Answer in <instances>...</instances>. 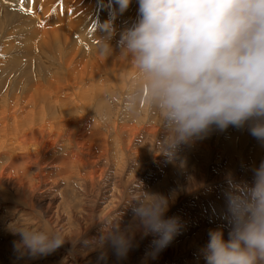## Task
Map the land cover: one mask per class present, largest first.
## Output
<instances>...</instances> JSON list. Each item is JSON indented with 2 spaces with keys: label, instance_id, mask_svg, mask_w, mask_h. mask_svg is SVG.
<instances>
[{
  "label": "rangeland",
  "instance_id": "rangeland-1",
  "mask_svg": "<svg viewBox=\"0 0 264 264\" xmlns=\"http://www.w3.org/2000/svg\"><path fill=\"white\" fill-rule=\"evenodd\" d=\"M11 1L0 0V17L3 16V14H11L12 16L21 17L22 21L20 22V25L25 24L23 27L26 31L17 33V28V30H13V33L18 34L19 36L14 35L13 37L5 40H8L15 47H31L34 50L32 51L33 56H37V51L34 46L38 43L41 52L44 53L43 59L49 64L51 63L50 65H53L52 73L54 76V82L59 83L61 86H63L64 84L70 83L73 80L72 76L75 72L72 71L71 67L76 61V56L71 52H67L64 57H60L58 54H52L49 50L47 42L40 39L38 40V36L35 37L37 33L39 36H42L43 32L45 31L48 33H53L54 30L60 31L58 34H52L49 36V40L51 41V43L56 44L57 42L58 48H65L72 44L74 50L76 49V51L81 52L84 61V63H82V67L84 66L89 71L95 70L92 60L99 59L98 55L95 53V50H97L99 44L98 36L103 37L105 35L104 32L100 31L97 26L99 24H103V21H107L112 18L111 13L116 7L114 4V0H80V3L79 0H66V3L68 5L65 3V0H41L42 2L40 0H38L39 2L37 0H34L37 1L35 3L33 0ZM13 1L18 2L17 4H20L21 6L29 7V10L34 9L35 7H39L41 11L39 13V17L38 15H36V13L31 14L33 13L32 10H30L31 13L29 14H27L26 12H22L18 15V12L23 11L22 7L18 5L17 8H15L17 4H15ZM44 1L47 2L46 5ZM28 2L30 4H28ZM23 3L25 5H23ZM6 4H8V6ZM131 4L134 5L132 6L133 8L131 7V5L129 6V8L132 9L128 8V10L125 12V15L124 13L118 15L113 21L114 27L117 30V34L111 41L113 46L116 45L119 39L118 33L122 30V28H125L127 25L129 26V24L132 23L136 18V0H132ZM90 5H93L94 9H91L92 7L89 9L88 7ZM80 6H87L88 10L87 8H84L85 10L82 9L79 11V8H82ZM82 11H84L83 16L89 14L88 17L85 16L87 19L84 17L83 20L79 16L81 14L80 12ZM85 11H87L88 13ZM133 11L135 12V14ZM48 12L49 14H53L49 15ZM59 12L60 17L62 18H64L62 15L67 16L69 13H71V15L69 14V16L74 19V23L76 20L79 25L78 28L75 29L76 31L71 30L64 21L59 20L60 17L57 20ZM42 18L45 20H43ZM80 19H82V21ZM28 20H30V22ZM38 20H43L46 22V24L47 22L48 24L51 23L50 25L52 26L50 28L45 27L42 29H38L39 26H42L41 22ZM78 20H80V24ZM35 22L37 23L35 24ZM55 23L57 26L55 25ZM53 26L55 28H52ZM28 32L29 34H27ZM76 32H78V34H76ZM23 33H25V35ZM1 37L0 47L6 46V42L3 39L4 35H2ZM34 37L37 40H35V43H32L31 41L35 39ZM88 38H90V40ZM81 40L83 41L82 44ZM85 41L88 44H85ZM89 43H92L91 46ZM87 45L88 47H86ZM84 46L86 47V49ZM113 48L115 50L113 53V57L115 59H113L112 62H114V60H120L119 63L121 65V59H125L118 56L119 49H116L118 47L115 46ZM2 49H0V62H2L0 64V72L2 71V68L5 69L6 66L9 65L7 63V60L12 59L11 55H16V52L14 51L12 53L10 52V54H6V57L4 53L5 49ZM84 53H86L85 56ZM2 55H4V58L2 57ZM38 62L37 64L40 66V63ZM125 62L128 65L130 64L127 60H125ZM102 65L105 66L104 63ZM108 66L109 68H112L111 65L108 64ZM42 68L44 69L45 66H42ZM80 70L81 66H77L75 68L76 72H79ZM44 71H49V66H47V69ZM126 72L129 74L130 69L126 70ZM1 73L0 76L4 75V73ZM43 73H45L46 75H44L45 78L49 76L47 72L43 71L41 74L42 76ZM119 74L120 73L116 74V76H118ZM116 76L112 77L111 79H119V76L117 78ZM134 76L135 70L130 75H127V84H129L127 86H130V93L131 90L134 93L132 92V94H130L126 88L127 92L124 89V96H116L113 101L111 98L114 96H110V102L112 101L111 103H105L104 98H107L109 95L101 97L98 104H101L100 106H104L105 108L101 107L102 109L99 111L97 119L95 117V120H93L96 123L98 122L97 124L100 125V128L103 131H107L108 133H110L112 139L113 136L115 137L116 130V127H113V123L118 112H122L124 115V117L123 115L122 117H120V122L126 121L127 124L125 123L123 126H127V128L129 127L128 129L124 127L125 129H123V134H125L127 131H130L132 127H142L148 125V127L151 129L153 128V130H149L147 135L142 136V138L140 139L142 145L135 144V146L133 147L129 146L130 148H128L127 146V150L123 156L120 154V151L115 149V147L108 146L109 148H112L111 155L105 157L99 162L98 165L100 172H97V176L94 175L95 177L93 178L84 176V172L80 171L82 170L81 168L80 170H78L77 168L76 170H74L73 168L58 167L54 170H50V167L47 168V165L44 169V172L48 173L50 171H54L55 175L53 176L52 174V177L54 178L51 181L53 182L49 183L48 181H46L45 185L43 184L42 190H20L17 188L14 180L10 176L3 177V175L1 176L0 174V178H5L4 180L2 178L0 179V183L2 182L3 184H1L0 186V264H69V262H67L68 257L75 259L76 262L73 263L76 264H204L199 250L203 248L208 241V231L210 229L223 228L225 230V238H227V223L223 219L225 210V200L223 192L227 187L225 178L230 174L236 181L250 180V169L252 167L258 166L260 161L264 160V148L260 143H258L253 137L249 135L246 127L242 129L229 127L223 132L214 129L203 139H198L188 144L179 145L175 151L174 156L169 159L161 153L163 149L162 144L159 141V137L162 133L160 116L155 110L149 107L146 102L137 97V85L134 86ZM22 78H25V75ZM2 94L0 93V95ZM82 95H80V98H82ZM118 99L120 100L119 103ZM15 104L17 106H23L22 102L14 101V105ZM147 106L149 107V109H147ZM108 111L110 113H108ZM71 112L72 115L75 114L74 109H72ZM100 113H102V115ZM53 114L55 116L56 113L53 112ZM129 115L131 116L129 117ZM34 116L38 117L39 115L35 114ZM54 116L52 115L50 116V118ZM10 118H12V120ZM10 118L8 119V121H4V125L7 122H9L10 124L8 123V125L6 124L3 127L2 124L5 118L0 117V122L2 123H0V131H3L0 132L1 134H3H0V153L5 151V149L1 150V146L5 147L7 146V144L11 143L8 138L16 139V131H22L23 129L26 130L25 127H30L33 123V125H35L37 123L35 121L40 122V119H36L30 125L27 123L28 121L24 119L20 120L17 116L15 118L11 116ZM129 119H131V121ZM60 120L61 118L57 117L55 123H59ZM94 121L92 122L94 123ZM9 125L11 127L18 128H15V131L14 128H9ZM7 127L12 130L11 133L13 134L9 133L10 130L8 131ZM4 131H8V133H4ZM144 131L145 130H142L141 133H143ZM14 132L16 134V137ZM7 134L8 136L10 134L12 136L10 135L8 137ZM4 135H6L5 138ZM249 140H252L251 143ZM253 140L255 141L253 142ZM236 143H238V146H236ZM8 149L9 148H6V150ZM143 150L146 151L144 152ZM24 160L27 159L24 158ZM104 161L105 164H103ZM18 166L26 167L24 163H21ZM86 170L88 169L86 168ZM99 174H102V177L101 175L99 176ZM200 175H205L206 179H203ZM214 177L216 179L213 180ZM12 182H14V186H12ZM45 187H53V191H55L52 194L53 200H55V204L48 208V212H51L49 215L50 217L48 216V214H45V212H42V210H45L46 204H48V202L44 201L42 197L44 195L43 191L44 189H46ZM10 191L13 193H11ZM143 191L147 193L161 194L166 197H174L173 202L170 203V207L166 214V217L177 218L181 225L179 233L174 237L172 242L155 256L149 255V253L151 252L152 241L156 237L149 235L141 238L139 231H136L132 221L133 214L131 212V206L135 204V201L132 200L142 197L144 195ZM109 192L111 193L109 194ZM43 202H46V204H43ZM19 204H22L24 207H26V209H20ZM29 205H33L32 207L37 210V212L33 213L32 211H29L27 209ZM214 207L218 209V213L215 211ZM22 212H24L25 214H23ZM117 212L122 213L119 220L120 227L128 228L129 230H131L134 233L135 240L137 242V246L130 250L127 257L123 260H118L112 253L111 249L107 246H105L104 249H100L98 247L99 238L104 231V225L102 221L113 218ZM36 214H42L43 216H39ZM45 219H50L52 232H62L64 234V236L67 238L66 242L56 251L46 256L31 257L27 254L20 255L18 252H16L13 247V242L19 240V236L14 235L12 229H16L22 226H35L36 228L38 226L42 229L44 227L42 224H44L45 222H43V220ZM45 230L48 231V229ZM65 244L69 245L68 249ZM66 250L69 251L67 252ZM102 251L105 253L103 257L101 256ZM68 254H71V256H69Z\"/></svg>",
  "mask_w": 264,
  "mask_h": 264
},
{
  "label": "clouds",
  "instance_id": "clouds-1",
  "mask_svg": "<svg viewBox=\"0 0 264 264\" xmlns=\"http://www.w3.org/2000/svg\"><path fill=\"white\" fill-rule=\"evenodd\" d=\"M132 0H114L111 19L97 27L98 54L113 56V21ZM137 15L119 32V57L135 69L137 97L160 116L162 154L171 159L181 144L229 127L247 129L264 146V0H136ZM251 179L225 178L227 238L210 229L199 250L204 264H264V160ZM131 206L141 238L152 235L149 255L164 250L180 223L166 217L174 197L147 193ZM130 203V202H129ZM122 213L102 221L98 247L118 260L137 246L134 233L121 228ZM20 255L46 256L67 240L62 232L22 226L12 229ZM105 253L102 251L101 256Z\"/></svg>",
  "mask_w": 264,
  "mask_h": 264
},
{
  "label": "bare ground",
  "instance_id": "bare-ground-1",
  "mask_svg": "<svg viewBox=\"0 0 264 264\" xmlns=\"http://www.w3.org/2000/svg\"><path fill=\"white\" fill-rule=\"evenodd\" d=\"M37 1H34V3L37 2ZM67 1L65 0V3ZM13 2L15 4L18 3V2H15V1H13ZM29 2H28V4H30ZM46 3L47 2H45V5H46ZM79 3H80V0H79ZM2 4H3V2H2ZM6 5L8 6V4H6ZM18 5H20V4H17L15 8H17ZM23 5H25V4L23 3ZM93 5H94V3H93ZM93 5L92 6L90 5L88 8L90 9L92 7L91 9H94ZM132 6H134V5L131 4V7ZM20 7H22L23 11L18 12V15L20 13H22V12H26L27 14H29V13H31L30 10H32L33 13H31V14H35L36 13V15H38V17H39V13L41 12L39 7H35V8L33 7L34 9H30V10H29V7H25V6H21V5H20ZM80 7H82V6H80ZM102 7H104V6H102ZM84 8H87V6H83L82 8H79V11L82 10V9L85 10ZM88 8H87V10H88ZM132 8H129V9H132ZM75 10H76V8H75ZM49 12H48V14H49ZM85 12H87V11H85ZM80 13L81 14L79 16L83 20H84L85 16L88 17V15H89V14L88 15L86 14L85 16H83L84 15V11H82ZM128 13H129V11H128ZM52 14H49V15H52ZM69 14L71 15V13H69ZM69 14L67 16L62 15L64 17V18H62V17H60V12H59V14H58L59 16H58L57 20L60 17L59 20L64 21L65 24L68 27H70L71 30H75V29L78 28L79 25L76 22V20H75V23H74V19L72 17H70ZM134 14H135V12H134ZM124 15H125V13H124ZM25 17H24V19H25ZM82 19H80V20L82 21ZM43 20H45V19H43ZM43 20H38L42 24V26L38 25L39 26L38 29H42V28H45V27L46 28H50L52 26V25H50L51 24L50 22H49L50 24H48V22L46 24V22L43 21ZM50 20H52V19H50ZM80 20H78V22ZM21 21H22L21 17L12 16L11 14H3V16L0 17V38H2L1 37L2 35H4L3 39L5 40V39H9V38L13 37L14 35L15 36L18 35V34H14L13 33V30H17V28H18V32L17 33L25 32L26 30L23 27L25 24L24 25L23 24L20 25ZM28 21L30 22V20H28ZM40 22H39V24H40ZM58 22H60V21H58ZM103 22H105V21H103ZM36 23L37 22H35V24ZM79 24H80V22H79ZM31 25H32V23H31ZM55 25H56V23H55ZM25 28H27V27H25ZM52 28H55V27L53 26ZM59 32L60 31H58V30H54L53 33H51V32L48 33V32L45 31V32H43L42 36H39L38 33H37V35H35V37L38 36V38H37L38 40L40 39V40L46 41L47 44H48L49 50H50V52L52 54H58L60 57H64L67 52H71V53H73L76 56V61L74 62V64L71 67L72 71L75 72L73 74V76H72V79L74 81L72 80L70 83H66L63 86H61L59 83H56V82L53 81V79H54V76H53V73H52V66L53 65H50L51 63L49 64L48 62H46L43 59L44 58V55H43L44 53L41 52L40 47H39L37 42H36L37 44H35V46H34L36 48V51H37V56H33L32 51H34V50L31 47H24V48L20 47V46H16L15 47L8 40H5L6 46L0 47V49H2V48L5 49L4 50L5 55L6 54H10V52L11 53L14 52V51L16 52L15 56L11 55V58H12L11 60L10 59H8V60L6 59L7 63L9 65H7L5 69L2 68V71H1L2 73H4V75L0 76V88H1V92L0 93L1 94L3 93L2 95H0L1 96L0 97V101H1L0 102V117L1 118H5V119L3 120V124L1 122L0 123L3 125V127L6 124L8 125L9 122H7L4 125V121H8V119L11 116L14 117V118L17 116L20 120L24 119V120L28 121L27 123L30 124V125L36 119H38V120L40 119V122L35 121L37 123L35 125H33L34 124L33 123L32 124L33 126L31 125L32 127L31 126L28 127V126H26L24 124L26 126L25 127L26 130L23 129L22 131L19 130V129H18L19 131H16V129L18 127H11L9 125L10 126L9 128H14V130L16 131L17 137H16V134L14 132L16 139L8 138L9 141L12 144L11 143L7 144V146H5V147L3 146L4 148L1 146V150L5 149V151L0 153V165H1L0 166V174H1V176L3 175V177H5V176L9 177L10 176L14 180L15 185L17 186V188L20 189V190H23V189H33V190H36V191L39 190V189L42 190L43 184L45 185L46 181H48L49 183L53 182L51 180H53V178H54V177H52V174H53V176L55 175L54 171L53 172L50 171L48 173L44 172V169H45V167L47 165H48L47 168L50 167V170L51 169L54 170V169H56L58 167L73 168L74 170H76V168L78 170H80V168H81L82 170H80V171L84 172V174H85L84 176L89 177V178H93V177H95L94 175L97 176V172H100L99 165H98L99 162L101 160H103L105 157L111 155L112 148H109L108 146L115 147V149L120 151V154L123 156L124 153L127 150L126 149L127 146H128V148H130L129 146L133 147V146H135V144L142 145V142L140 141L142 136L143 135H147L149 130H153V128L151 129L147 125V126H142V127H132L130 131H127L125 134H123V129H125L124 127L127 128V126H123V125L125 123L127 124V122L126 121H122V120H121L122 122H120V117H122V115H123L122 112H118L117 113L115 121L113 123V127H116L115 137L113 136V139L111 138L110 133H108L107 131H103L100 128V125L97 124L98 122L96 123L94 121L95 117L97 119V115H98L99 111L102 108H105L104 106H100L101 104L100 105L98 104L99 100L101 99V97L109 95L107 98H104V99H105V103H107V102L111 103L113 101V99L116 98V96L117 97L118 96H124V89L126 90V88L129 91V93H130V89H129L130 86L129 87L127 86V85H129V84H127V75H130L131 73H133L135 69L131 66V64H129V65L126 64L125 60H123V59H121V65H120V63H119L120 60L119 61L114 60V62H112L113 59H115L113 56H111V57L106 59L104 56L99 55L98 51L95 50V53L98 55L99 59L98 60H92L93 67H94L95 70L89 71L84 66L82 67V65H83L82 63H84V61H83L81 52L80 51H76V49L74 50L72 44L70 46L65 47V48H58L57 42H56V44L51 43V41L49 40V36L52 35V34H58ZM23 34L25 35V33H23ZM27 34H29V32ZM76 34H78V32H76ZM84 35H85V33H84ZM84 35H83V37H84ZM93 37H94V35H93ZM37 39L35 38L31 42L35 43V40H37ZM88 39L90 40V38H88ZM82 42L83 41L81 40V44H82ZM86 43L87 42L85 41V44ZM91 44H90V46H91ZM115 46H113V47H115ZM86 47H88V45ZM86 47H85V49H86ZM92 48H93V46H92ZM116 49H118V48H116ZM74 51H76V52H74ZM85 54L86 53H84V56H85ZM2 57L4 58V55H2ZM6 57H7V55H6ZM8 57H10V56H8ZM96 58H97V56H96ZM121 58H123V57H121ZM38 61H40V62H38ZM37 62L40 63V66L37 64ZM1 63L2 62H0V64ZM103 63L105 64V66L102 65ZM41 64H42L43 67L45 66L44 69L42 68ZM108 64L111 65L112 68L111 67L109 68ZM85 65H87V64H85ZM47 66H49V71H44V70L47 69ZM77 66H81V70L79 72L75 71V68ZM1 67H3V66H1ZM128 69H130L129 74L126 72V70H128ZM42 71L43 72H47L49 74V76H47L45 78L46 75H45V73H43V76L45 75L43 77L41 75ZM118 73H120L118 75L119 79L112 80L111 78L115 77L116 74H118ZM24 75H25V78H22V77H24ZM15 76H17V77H15ZM118 76H116V78ZM49 80H50V82H49ZM71 83H73V84H71ZM128 83H129V81H128ZM134 86H136V83H135ZM127 90H126V92H127ZM132 92L133 91L131 90L130 94H132ZM82 93H83V95H82ZM80 95H82V98H80ZM110 96L111 97L114 96V97L111 98L112 99L111 102H110ZM127 100H129V99H127ZM14 101L22 102L23 106L22 107L21 106H17L16 104L14 105ZM119 102H120V100L118 99V103ZM142 104H143V102H142ZM140 105H141V103H140ZM149 107L147 109H149ZM72 109H74V111H75L74 115H72V112H71ZM132 109H133V107H132ZM107 110H109V109H107ZM107 110H106V112H107ZM133 111H134V109H133ZM53 112L56 113L55 116H54ZM108 113H110V112L108 111ZM35 114H38L39 116L35 117L34 116ZM100 114L102 115V113H100ZM152 114H154V113H152ZM52 115L54 117L50 118V116H52ZM130 116L131 115H129V117ZM142 116H143V114H142ZM57 117L61 118L59 123H55ZM123 117H124V115H123ZM147 118H148V116H147ZM10 119L12 120V118H10ZM131 119H129V120L131 121ZM92 121H94V123ZM9 128H8V131L10 130ZM142 130H145V131L143 133H141ZM8 131H6V132L4 131V133H8ZM11 131L12 130H10L9 133H11ZM0 132H3V131L1 130ZM100 133H101V135H100ZM11 134H13V133H11ZM1 135H3V134H1ZM5 136L6 135H4V138H5ZM7 136H8V134H7ZM4 138H2V139H4ZM236 141H237V139H236ZM251 141H250V143H251ZM254 141L255 140H253V142ZM237 144L238 143H236V146H238ZM224 146H226V145H224ZM262 147L264 148V146H262ZM6 148H9V149L6 150ZM137 151H138V149H137ZM143 151L145 152L146 150H143ZM23 157L25 159H27V160H24ZM3 158H4V161H3ZM1 161H3V162H1ZM161 162H163V161H161ZM198 162H200V161H198ZM21 163H24L26 167H22L21 166L23 168L22 169L20 166H18ZM103 164H105V161H104ZM198 165H200V164H198ZM86 168L88 170H86ZM71 171H72V169H71ZM80 173H82V172H80ZM101 173H103V172H101ZM100 175L102 177V174H99V176ZM200 176H202L203 179H206L205 175H200ZM3 177H1V178L3 179ZM214 179H216V178L214 177L213 180ZM14 182H12V186H14ZM91 183H92V181H91ZM1 184H2V182L0 183V186H1ZM45 188L46 189H44V191H43L44 195L42 197H43L44 201L48 202V204H46V202H43V204L44 203L46 204V207H45V210H42V212H45V214H48V216H49L51 212L50 213L48 212V208L50 206H53V204H55V200H53V196H52V194L55 191H53V189H54L53 187H49V188L45 187ZM11 193H13V192H11ZM110 193L111 192H109V194ZM24 195H25V193H24ZM30 202H32V201H30ZM32 206L33 205H29L27 209L29 211H32L33 213L37 212V210H35ZM19 208L20 209H24V208L26 209V207H24L22 204H19ZM5 209H7V208H5ZM214 209L218 213V211H217L218 209H216V207H214ZM40 210H41V208H40ZM25 212H26V210H25ZM22 213L25 214L24 212H22ZM36 215L43 216L42 214H36ZM43 222H44V224H42V225L44 227L42 229H44V230L48 229V231L52 232V229H51L52 225L50 223V219H47V220L45 219V220H43ZM37 228L41 229L38 226H37ZM68 246L69 245H66L67 249H68ZM66 251L68 252L69 250H66ZM69 256H71V254ZM67 262H69V264H76V263H73V262H76V260L71 258V257L67 258Z\"/></svg>",
  "mask_w": 264,
  "mask_h": 264
}]
</instances>
